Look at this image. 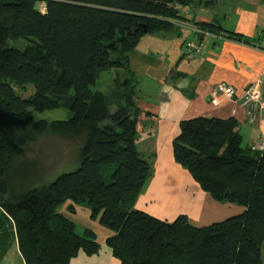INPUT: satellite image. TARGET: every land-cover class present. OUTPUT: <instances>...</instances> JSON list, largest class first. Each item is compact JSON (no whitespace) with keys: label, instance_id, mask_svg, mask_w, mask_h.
Instances as JSON below:
<instances>
[{"label":"trees","instance_id":"trees-1","mask_svg":"<svg viewBox=\"0 0 264 264\" xmlns=\"http://www.w3.org/2000/svg\"><path fill=\"white\" fill-rule=\"evenodd\" d=\"M215 2L0 0V231L8 239L14 228L26 264H67L79 251H98L92 231L77 233L56 212L67 201L70 210L86 207L111 232L105 243L119 264H264V149L241 147L237 121L182 120L172 154L203 192L242 212L202 226L184 214L168 222L134 208L152 173L135 148L140 109L134 77L114 79L126 91L115 113L105 93L94 89L101 73L128 71L130 54L144 35H180V20L241 42L180 11ZM20 41L27 45L13 44ZM11 83L32 85L34 96H18ZM62 99L67 118H29L31 112L59 108ZM46 133L72 145L78 162L49 182L31 170L35 163L20 159Z\"/></svg>","mask_w":264,"mask_h":264},{"label":"crops","instance_id":"crops-1","mask_svg":"<svg viewBox=\"0 0 264 264\" xmlns=\"http://www.w3.org/2000/svg\"><path fill=\"white\" fill-rule=\"evenodd\" d=\"M190 11L195 21L212 23L242 41L220 34L193 36L201 49L194 54L184 47L182 33L159 32L142 37L131 52L130 66L137 78L150 79L155 86L151 96L137 95L135 148L149 161L152 173L134 208L168 222L184 214L202 226L237 215L243 208L217 202L200 190L175 162L172 142L179 123L195 117L235 119L242 148L264 142V96L254 107L240 100L244 90L264 74V50L258 46L264 45V0H216L211 8L193 6ZM220 84L230 87L233 95L227 98L219 93V104L212 105L209 94ZM69 206L67 201L56 212L71 221L77 233L92 231L99 249L94 254L79 251L67 264H119L105 243L111 232L92 219L86 207L76 205L70 210ZM12 233L7 239L0 231V264H26L14 228Z\"/></svg>","mask_w":264,"mask_h":264},{"label":"rangeland","instance_id":"rangeland-1","mask_svg":"<svg viewBox=\"0 0 264 264\" xmlns=\"http://www.w3.org/2000/svg\"><path fill=\"white\" fill-rule=\"evenodd\" d=\"M193 6L194 5L180 8L181 14H183L185 17L188 18L193 17L192 14L190 13L192 12L190 10L192 9ZM177 23H178V27L180 28V32L182 33V35H184L183 36L184 47L187 50H190L194 54H199V53H195L189 46H187V43L189 41L193 42V40H191L193 36L198 35L200 37H203L207 35V33H209L210 35H216V33L214 32L206 31V33H204L205 31L201 30L199 27H197V25H194L186 20H180ZM195 30L201 31L203 33L195 32ZM187 34L191 35L190 38L186 36ZM147 35L150 34H146L144 36ZM13 44L18 47L27 45V43L23 41L14 42ZM197 46L199 47V45ZM260 48L261 50H264V45H262ZM128 64H129L128 71L124 69L122 70L112 69L101 73V75L96 81L94 89L105 93L110 113H115L116 111H118L119 108L123 106V102H124L123 94L126 93L124 89H120V88L118 89V87L114 85L113 83L114 79H116V81L120 83V81H122L123 78L127 77V74L132 75L134 77V81L136 84L135 85L136 94L134 93L133 95L135 99H137L138 94L144 98L147 97L148 95L151 96V94H153L155 90L154 83H152L150 79L145 80L143 78L142 81L140 75H139L140 79L137 78V76L132 70V67L130 66L131 65L130 57ZM11 86L18 94V96L22 98L29 99L34 96V89L30 84L18 85L11 83ZM66 102H67L66 99L60 100L59 108L54 110H47L42 113L31 112L29 114V118L32 120H45L49 122L57 119H65L69 116V112L65 104ZM73 153H74V149L72 148V145L70 146L68 143L64 142L61 138L46 133L42 136H39L35 141L31 142L28 145V147L20 154L21 156L20 159L35 163V165L32 166L31 170L36 172L38 171V173L40 174L43 173V180L45 182H49L53 180L58 174L65 171H71L78 166L76 153H75V158H73ZM16 163L19 162L16 161ZM103 172L104 175L108 173L106 169Z\"/></svg>","mask_w":264,"mask_h":264},{"label":"built area","instance_id":"built-area-1","mask_svg":"<svg viewBox=\"0 0 264 264\" xmlns=\"http://www.w3.org/2000/svg\"><path fill=\"white\" fill-rule=\"evenodd\" d=\"M195 32L201 31L195 30ZM206 33V32H204ZM207 35H210L207 33ZM187 46H189L195 53H201L200 47H198L193 42H188ZM221 93L227 98H230L233 95V91L230 87L224 86L222 84L217 85L215 88H213L209 94L208 100L210 104L212 105H218L219 104V98L218 95ZM264 96V75H262L260 78H258L256 81H254L251 85H249L243 92V95L241 97V103L244 105H248L249 107H254L258 101ZM255 148L261 150L264 149V142L255 145Z\"/></svg>","mask_w":264,"mask_h":264}]
</instances>
